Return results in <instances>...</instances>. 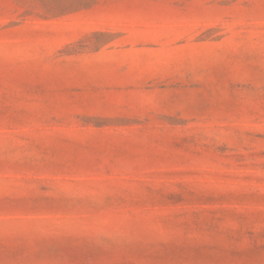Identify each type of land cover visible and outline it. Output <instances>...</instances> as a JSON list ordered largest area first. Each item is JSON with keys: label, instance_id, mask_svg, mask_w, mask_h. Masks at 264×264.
I'll return each mask as SVG.
<instances>
[{"label": "rangeland", "instance_id": "1", "mask_svg": "<svg viewBox=\"0 0 264 264\" xmlns=\"http://www.w3.org/2000/svg\"><path fill=\"white\" fill-rule=\"evenodd\" d=\"M0 264H264V0H0Z\"/></svg>", "mask_w": 264, "mask_h": 264}]
</instances>
